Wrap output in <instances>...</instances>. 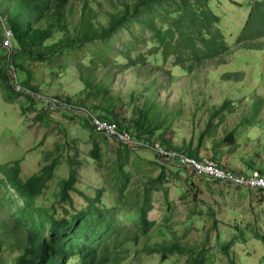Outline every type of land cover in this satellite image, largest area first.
Segmentation results:
<instances>
[{"label": "trees", "instance_id": "trees-1", "mask_svg": "<svg viewBox=\"0 0 264 264\" xmlns=\"http://www.w3.org/2000/svg\"><path fill=\"white\" fill-rule=\"evenodd\" d=\"M213 1L0 0V30L5 25L14 33L11 58L23 88L38 95L31 80L32 70L40 66L67 75L71 67L77 65L85 91L80 100L68 99L67 103L87 108L102 122L128 133L133 141L150 146L160 144L196 160L206 158L236 175L259 172L264 176V141H261L264 134L261 139L251 138L248 133L258 126H263L264 132L263 120L257 118L261 113V98L253 99L252 96V112L247 113L248 109L242 110L235 96L229 95L230 101L225 100L220 109L210 107L197 138L192 135L189 142L179 146L166 137L174 124L171 115L181 116L182 112L170 114L167 105L161 103L159 92L167 87L161 82V74L165 73L170 81L173 78L168 70L170 66L180 74L192 76L196 70L206 69L212 63L222 65L235 50L264 52V0L251 3L246 22L232 45L223 30V18L210 6ZM105 3L109 9L105 8ZM1 40L0 37L2 48ZM9 65V57L3 49V54L0 52V85L17 92ZM98 73L102 77H98ZM129 74L133 79L148 83L142 86L140 93L129 91V101L125 102L122 93H113L112 87L115 81L119 78L124 81ZM232 77L239 80L243 76ZM254 94L256 91L250 95ZM23 96L30 104L22 109V114L33 112L35 122L45 123L49 112L44 108L39 111L34 103L37 100ZM229 105H232V115L237 113L239 119L233 128L226 124L225 114L216 120ZM198 110H201L199 105ZM87 129L95 133L89 124ZM219 131L222 136H217ZM95 138L88 160L100 173L107 157L102 154L104 148L101 146L105 139L96 134ZM119 147L116 158L104 169V176L110 181L108 187L114 190L110 200L105 198L103 189L91 196L86 194V189L80 190L77 187L79 161L69 160V176L58 184L56 202L49 206L39 205L35 199L55 178L62 164L54 152L44 154L47 162L27 176H22L20 160H13L9 168H6L9 164H0L3 173L0 177V190L3 189L0 195V264H7L4 255L9 252L17 255L14 264H143L145 257L154 256H159L163 263L177 256L185 258L186 264H213L214 253L227 264H236L232 247L237 241L246 243L248 234L264 247V232L252 223L245 224L244 229L233 224L231 240L227 243L215 241V248L211 250L204 246L195 249L183 246L178 238L171 244L151 247L149 234L155 226L148 219L153 211L151 193H162L170 213L171 202L164 195L168 190L163 184L179 179L180 174L170 171L163 178L166 161L154 154L152 161L145 164L130 163V155L124 153L130 148ZM235 160L243 163V171L232 169ZM148 165L160 169V174L150 179L143 201L125 203L123 196L133 194L128 185L137 174L134 171L144 170ZM193 176L187 177L186 182L194 191L192 207H199L200 188L199 185L193 188ZM258 193L264 195V190ZM192 213L201 215L202 212L193 210ZM213 218V210L208 208L207 219ZM212 225L214 228L216 222ZM159 231L162 235L167 232L164 228ZM141 242H144L143 251H134L130 257L132 249Z\"/></svg>", "mask_w": 264, "mask_h": 264}, {"label": "rangeland", "instance_id": "rangeland-1", "mask_svg": "<svg viewBox=\"0 0 264 264\" xmlns=\"http://www.w3.org/2000/svg\"><path fill=\"white\" fill-rule=\"evenodd\" d=\"M257 1L259 0H215L210 4L215 13L223 18V30L231 45L235 44L246 22L251 10V3ZM104 5L106 9H109L107 3ZM1 35L0 30V37ZM0 52L3 54L1 47ZM216 63L208 65L206 69L196 70L192 76L180 74L178 70H173L170 66L168 70L173 76L170 81L165 73L161 74V82L167 86L159 92L161 103L167 105V111L170 114L182 110L181 116L171 115L174 124L172 129L168 130L169 135L166 136L174 145L180 146L185 141L189 142L192 135L197 138L204 127L205 117L207 118L208 112L211 111L210 107L220 109L225 100L229 99L230 101L229 95L232 94L238 100L237 106L242 110L243 108L248 109L247 113L252 112L254 103L251 102L252 96L253 99L261 98L263 103L261 113L257 118L262 119L264 125V81H261L264 78V52L235 50L230 59L222 65ZM165 72H167L166 69ZM236 74L243 77L239 80L233 78L232 75ZM227 75L230 76L226 78ZM97 76L102 77L101 73H98ZM127 76L124 81L119 78L112 87L113 93H122L125 102L129 101V91L136 90L140 93L143 90L142 86H147L148 83L146 80L133 79V75ZM176 76L179 78H175ZM31 85L37 89L38 96L42 100L60 99L65 103L68 99L80 100V95L85 91L77 65L72 66L67 75L63 72H54L53 68L40 66L32 70ZM255 91L256 94L250 95ZM23 95L0 85V164H9L6 166L9 168L13 160H20L22 176H27L47 162L43 159L44 154L54 152L62 164L55 178L35 199L39 205L49 206L50 203L56 202L58 184L61 179L69 176V160L79 161L77 187L80 190L86 189V194L91 196L96 190L103 189L105 198L110 200L113 189L108 187L110 181L104 176L106 174L104 169L116 158V152L120 148L119 144L87 129L88 120L71 111L50 112L46 116L45 123L35 122L33 112H29L26 116L22 114V109L30 104ZM37 98L40 100L39 97ZM34 103L35 108L39 111L44 108L42 102L35 101ZM197 104L201 106L200 111ZM231 111L232 105H229L224 112L217 115L216 120H220L221 116L225 114L226 124L233 128L239 119L237 113L232 115ZM243 112L246 111H241V113ZM195 113L196 118H193ZM248 133L251 138H261L264 134L263 126L255 127ZM95 134L105 139L101 142V146L104 148L102 154L107 157L103 161L100 173L95 171L93 164L88 160L89 151L96 140ZM217 136H222V132L219 131ZM124 153L130 155V163L145 164V162L152 161L154 157L153 152L144 150L132 151L129 149L124 150ZM262 158L264 159V152ZM166 167L163 178L167 177L170 171L179 172L181 176L179 175V179H170L169 182L163 184L165 190H168L164 195L171 202L170 213L166 209L162 193L154 191L151 193L153 211L149 214L148 219L155 225L149 234L151 247L162 243L171 244L174 239L177 241L178 238L183 246L186 245L194 249L204 246L206 250H211L215 248V241L227 243L231 240L234 233L233 224H237L236 226H239L240 229H244L245 224H257L264 232L263 194H259L256 190L251 194L243 193L245 191L241 192L242 190L235 186L213 182L208 177L193 176L191 177L193 178L191 179L193 188L195 189L199 185L200 191L197 195L200 200L197 203L199 207H192L194 191L188 188L186 182L187 177H190L191 174L182 171L174 162H167ZM232 169L243 171L244 165L241 161L235 160L232 162ZM126 170L130 172L129 169ZM160 171V169H154L149 165L145 166L144 170L139 168L134 171L137 174H134L132 183L128 185V190L133 194L128 193L123 196L124 202L132 203L138 199L143 201L145 189L150 186V179L156 178ZM2 175L3 173L0 171V177ZM2 191L3 189L0 190V195ZM208 208L213 210L214 218L212 220L207 219ZM193 210H201L202 213L201 215L194 214ZM1 215L7 219L4 213L1 212ZM213 221L216 222L214 228L212 227ZM169 227L171 231L168 232ZM162 228L167 231L163 235L159 231ZM237 236L240 237L238 234ZM252 238L248 234L246 243L237 241L236 245L232 247V251L235 252L236 264H264L261 262L264 261V247ZM143 247L144 242H141L138 247H134L130 257L133 256L134 251L142 252ZM16 256L9 252L4 255V259L7 264H14L13 259ZM214 256L213 264H227L219 254L214 253ZM143 264H186V259L175 256L163 263L159 256L145 257Z\"/></svg>", "mask_w": 264, "mask_h": 264}, {"label": "built area", "instance_id": "built-area-1", "mask_svg": "<svg viewBox=\"0 0 264 264\" xmlns=\"http://www.w3.org/2000/svg\"><path fill=\"white\" fill-rule=\"evenodd\" d=\"M1 32V46L6 51L10 60L9 67L12 71V79L15 91L29 96L32 99L37 100V102H43L45 111L50 113L57 112L59 110H67L82 115L88 120V123L94 129L95 133L119 145L126 146L131 150L151 151L159 159H163L166 162H174L177 164V166L185 168L191 175L197 177H208L211 181L229 184L239 188L242 191L264 190V176L259 172H254L252 175H236L233 172L224 170L219 164H216L208 159L196 160L177 151L167 150L160 144H154L150 146L145 143L136 142L133 141L128 133L121 132L116 126L108 125L107 123L102 122L101 119H99L87 108L71 105L69 103L63 102L60 99L42 100L40 96L36 95V93L23 88L19 83L18 74L11 58L14 48V33L5 25L3 26ZM37 97H39L40 100Z\"/></svg>", "mask_w": 264, "mask_h": 264}, {"label": "clouds", "instance_id": "clouds-1", "mask_svg": "<svg viewBox=\"0 0 264 264\" xmlns=\"http://www.w3.org/2000/svg\"><path fill=\"white\" fill-rule=\"evenodd\" d=\"M90 125V124H89ZM134 151H136V150H134Z\"/></svg>", "mask_w": 264, "mask_h": 264}]
</instances>
